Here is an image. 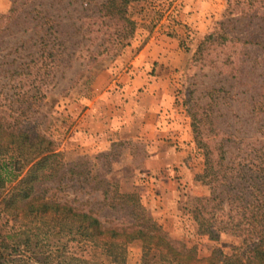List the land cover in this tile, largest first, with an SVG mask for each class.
<instances>
[{
    "label": "rangeland",
    "instance_id": "obj_1",
    "mask_svg": "<svg viewBox=\"0 0 264 264\" xmlns=\"http://www.w3.org/2000/svg\"><path fill=\"white\" fill-rule=\"evenodd\" d=\"M103 1L0 0V118L53 142L59 153L48 164L54 177L33 183L24 198L36 153L0 141V264H177L164 261L161 249L142 240L98 236L65 210L37 211L44 202L67 204L75 213H93L107 227L130 225L128 210L110 208L102 194L84 186L80 173L86 171L85 158L97 164L92 174L113 160L108 179L140 197L122 182L137 173L150 177L139 172L151 152L149 137L123 138L103 153L88 148L98 124L123 123L125 113L133 124L144 89L131 83L142 64L147 65L142 79L167 84V125H188L190 144L181 151L192 175L180 182L179 168L172 170L180 192L177 220L152 215L140 197L141 204L195 257L206 260L216 250L238 253L241 237L222 233L211 239L196 215L202 207L206 226L216 230L220 223L213 214L225 219L220 201L204 199L212 192L226 198L237 194L233 187L240 179L231 177L243 169L261 176L264 0L130 2L126 16L135 23L132 35L100 12ZM127 152L133 160L114 171ZM72 165L71 175L66 170Z\"/></svg>",
    "mask_w": 264,
    "mask_h": 264
},
{
    "label": "trees",
    "instance_id": "obj_2",
    "mask_svg": "<svg viewBox=\"0 0 264 264\" xmlns=\"http://www.w3.org/2000/svg\"><path fill=\"white\" fill-rule=\"evenodd\" d=\"M134 1L140 0H104L100 4V12H104L105 16L109 17L110 20H115L117 23L122 24L124 26L122 29L127 31L128 35H132L135 32V23L127 18L126 6ZM58 54H55V57H58ZM35 75H41L39 69ZM0 141L8 145L19 144L36 153L34 159L36 162L28 176L30 185L24 194V198L30 197L33 191V183L54 177L55 169L48 170V164L52 160L59 158V153L54 152L52 148L53 142L39 134H32L28 130L21 129L19 123L7 124L1 118ZM109 156L110 154H102L99 157L108 158ZM83 163L85 164L86 171L80 174L81 176L83 175L84 186H88L92 192L102 194L104 201L109 203L110 208L116 209L120 205V209L128 210V215H130L132 221L130 225L124 228L119 226L107 227L93 213H75L69 205L60 203H41L38 206V212L42 214L49 211L60 213L65 210V213L77 218L81 225L86 226L87 230H93L94 234L98 236L109 234V237L112 239L125 237L129 240H142L151 248L161 249L163 251V260L170 263L264 264V166L260 165L259 167L261 176L251 174V169L249 168L247 170L243 169L242 172L239 171L236 178L234 176L231 177L233 182L234 179H240L238 185L233 187L237 191V194H233L229 198L227 196L226 198L223 196V192H212L209 198L204 199L206 204L219 199L220 208L223 211L221 215L225 219H221L216 214H213L212 219L220 223L219 228L214 230L210 224L206 226V219L203 217L201 207L197 210L198 213L196 215L200 229L208 233L211 239H218L222 233L239 236L242 238L243 245L239 249H236V252L239 251L236 254L226 255L222 251L216 250L208 259L203 260L195 257L183 242L170 237L147 214L137 194L123 192L116 182L108 179L107 175L111 172L113 160L101 164L99 171L97 170L95 174L92 173L97 164L91 162L88 158H85ZM73 166H70L66 172L72 175L74 173ZM104 169L106 170L104 171ZM255 180H259V183L256 184ZM93 181L94 185L92 184ZM223 203H227L230 206L228 210L225 211L223 209L221 206ZM234 204L236 205L234 206Z\"/></svg>",
    "mask_w": 264,
    "mask_h": 264
},
{
    "label": "crops",
    "instance_id": "obj_3",
    "mask_svg": "<svg viewBox=\"0 0 264 264\" xmlns=\"http://www.w3.org/2000/svg\"><path fill=\"white\" fill-rule=\"evenodd\" d=\"M146 69L147 65H140V69H136V79L131 83L134 89L135 87L144 89L137 102L133 124L126 120L128 113L124 114L123 123L115 124L112 121L108 124H98L97 131L91 136L94 143L88 150L93 153H103L110 151L112 145L123 138H138L137 135L149 137L151 152L141 164L139 172L149 174L150 177L141 179L137 173L134 179H129V183L126 181L128 179H124L122 183L127 189L140 194L143 203L152 215L164 218V220L166 218L176 219L180 192L177 190V181L173 180L172 170L175 167L179 168L177 175L182 176L179 179L180 182L187 181L192 175L187 166L188 158L181 151L190 144L189 128L186 123L184 125L175 122L167 125L165 119L170 103L169 100L166 101L167 84L163 79L147 80V77L142 79ZM116 125L119 126L116 127ZM169 139L173 141L167 142L166 140ZM132 160L130 153H125L114 165V171H121Z\"/></svg>",
    "mask_w": 264,
    "mask_h": 264
}]
</instances>
